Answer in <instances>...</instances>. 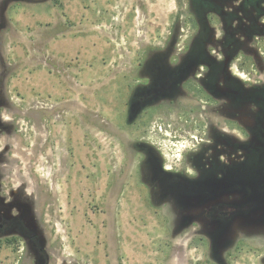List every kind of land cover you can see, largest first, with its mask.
<instances>
[{"label":"rangeland","instance_id":"rangeland-1","mask_svg":"<svg viewBox=\"0 0 264 264\" xmlns=\"http://www.w3.org/2000/svg\"><path fill=\"white\" fill-rule=\"evenodd\" d=\"M0 26L52 264H264V231L249 230L251 222L224 232L228 224L204 218L196 201L178 217L169 180L153 194L159 169L144 165L138 144L160 148L179 171L191 135L204 131L195 127L200 119H188L177 138L163 121L126 119L123 72L173 36L185 40L183 0H0ZM186 120L179 108L169 123ZM207 179L188 192L200 203L231 188ZM25 254L0 243V264H21Z\"/></svg>","mask_w":264,"mask_h":264},{"label":"flooded vegetation","instance_id":"flooded-vegetation-1","mask_svg":"<svg viewBox=\"0 0 264 264\" xmlns=\"http://www.w3.org/2000/svg\"><path fill=\"white\" fill-rule=\"evenodd\" d=\"M183 4L185 40L180 43L178 35L173 36L169 47L152 50L143 63L123 72L126 119L163 121L166 135L171 129L177 138L179 131L189 128L188 119L199 118L195 127L204 131L200 137L191 135L193 144L184 151L179 171L167 164L168 156L160 148L138 144L144 165L155 173L159 169V176L151 177L153 194L158 195L160 182L169 180L178 189L168 199L178 217L186 213L182 206L196 201L204 218L228 224L224 232L246 216L251 217L243 219L244 224L251 222L249 230L264 231V219L260 224L253 219L264 213V0ZM0 64V243L22 245L26 257L21 264H52L39 208L42 188L31 166L23 164L24 134L8 90L10 67L1 55ZM179 108L186 123L172 127L169 121ZM199 108L204 116H198ZM209 177L231 188L205 202L191 198L188 192L210 182ZM221 197L218 204L203 208Z\"/></svg>","mask_w":264,"mask_h":264},{"label":"water","instance_id":"water-1","mask_svg":"<svg viewBox=\"0 0 264 264\" xmlns=\"http://www.w3.org/2000/svg\"><path fill=\"white\" fill-rule=\"evenodd\" d=\"M261 213V215H256L255 217L253 216V219L255 220L254 222H255V224H260L261 223V221L264 219V213H262V211L260 212ZM242 220L243 219H250L251 217L250 216H246V217H240ZM239 218H237L236 220H238ZM245 221V220H244ZM244 223V222H243ZM231 233H233V232H231ZM230 234V233H229Z\"/></svg>","mask_w":264,"mask_h":264}]
</instances>
